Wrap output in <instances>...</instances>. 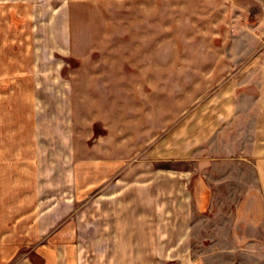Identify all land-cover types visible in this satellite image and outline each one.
Returning <instances> with one entry per match:
<instances>
[{"label":"crops","instance_id":"obj_1","mask_svg":"<svg viewBox=\"0 0 264 264\" xmlns=\"http://www.w3.org/2000/svg\"><path fill=\"white\" fill-rule=\"evenodd\" d=\"M203 3L191 13L164 12L156 30L150 2L147 25L131 27L130 59L116 58V73L97 78L103 85L95 121L108 128L94 155L86 145V159L78 155L73 117L84 110L74 103V81L60 76L58 44L44 59L30 33L23 40L4 32L0 264H34L27 248L37 264H264V0ZM104 35L111 40L107 28ZM69 38L63 50L73 55ZM156 45L174 53L161 66ZM128 96L131 105L123 101ZM60 113L68 125L62 143L41 131V115H49L53 131ZM81 199L88 200L82 214L72 208L60 216L62 203ZM85 217L86 229L98 231L82 246L79 236L64 247L43 245L42 228Z\"/></svg>","mask_w":264,"mask_h":264},{"label":"rangeland","instance_id":"obj_2","mask_svg":"<svg viewBox=\"0 0 264 264\" xmlns=\"http://www.w3.org/2000/svg\"><path fill=\"white\" fill-rule=\"evenodd\" d=\"M150 2H153L155 5V8H153L155 29L160 30V22L162 21L164 12L173 15L179 10H186L191 13L199 10L203 0L202 2L200 0H69L63 2L58 0L49 3H0V43L2 42L1 39H3L4 32L10 31L12 36L16 35L17 37L22 35L23 40L25 38L29 40L28 34L30 33L32 44L35 37L36 41L34 45L40 49L38 50V55L44 59L52 58L49 53L51 51L49 50L51 48L50 44L52 43L53 47H55V43L58 44V49L54 52V59L58 60L60 64V76L62 79H72L74 81L76 91L74 103L76 106L83 107L84 110L82 113L73 115L76 125L75 132H77L78 138L82 142L78 145L82 151H80L81 153L78 152L80 158L84 157L86 159L87 157L86 145L91 151V155H94L98 151L100 137L105 136L107 133L106 128H108V123L104 124L98 120L95 121L98 118L96 110L102 103L97 104L102 93L100 87L103 85L97 78H100L102 75L107 78L116 73V58L130 59L131 27L135 28L139 26L143 28L147 25V13L152 10ZM104 28H107L108 33H110L111 40L107 39L104 41ZM66 33L70 37L68 43L70 45L72 43V48H74L73 55L63 50L66 47ZM157 37L162 38L161 34L156 35ZM118 48H121V51ZM155 49L154 60L156 66H161L164 59L173 58V51H164L158 48L157 45ZM13 52H16V55L19 54L17 51ZM89 53H91L90 56ZM27 56L30 57L29 54ZM30 58H33V55ZM87 80L90 81L91 93L89 95L86 89ZM158 85L160 84L156 83V87ZM87 96L89 98L86 100ZM123 101H128L127 104L131 105L129 96L127 99L123 98ZM66 105L67 100L61 99L60 106L66 107ZM49 106L51 105L46 100L44 102V113L47 111L45 108H49ZM87 106L90 109L89 112L86 110ZM162 107V93L161 91L158 93L156 90L154 109L155 111H159ZM15 117L18 118L19 116ZM41 117L43 121V126H41L43 137H50L54 133L60 143H62L63 139L65 141L67 133L64 130V126L67 125L65 123L67 115L63 113L59 114V124L56 126L57 128H53V131L51 122L48 121L49 115L43 114ZM128 118L129 115L126 120ZM108 120L109 123H115L114 117ZM118 122L120 121L118 120ZM124 123H127V121L123 120L122 124ZM122 124L121 127L123 126ZM110 125L113 126L112 124ZM115 126L116 124H114L113 133H117L121 129ZM130 132V129L126 131L128 134ZM46 153L48 151L43 150L42 154ZM62 155H65V153L61 151L59 156L61 157ZM62 176L63 174L60 173V177ZM61 180L63 181V179ZM95 188V194L92 195L90 202H94L97 199L98 190L97 187ZM87 201L86 199L82 201L77 200L75 206L62 203L60 205V216L72 208L78 209L77 214H82L83 204ZM29 204L31 203L28 202V206ZM83 220L76 222L71 219L70 221L65 219L52 228H42L44 233L48 232L46 238L42 239L43 245H63L64 247L66 245L65 242L78 239L79 236L80 245L82 246L84 244L83 240L88 239L91 234H97L98 231V227L86 229L85 225L88 222V218L86 219L85 217ZM90 247V256H92L94 250L92 246ZM26 251L29 259L34 264L41 263V259L34 253L33 248H27ZM82 261H86V259L81 260L79 264Z\"/></svg>","mask_w":264,"mask_h":264}]
</instances>
